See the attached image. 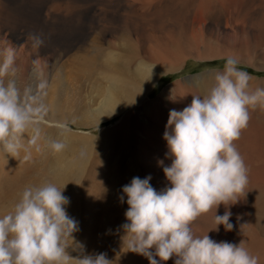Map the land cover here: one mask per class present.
Here are the masks:
<instances>
[{
    "label": "bare ground",
    "instance_id": "1",
    "mask_svg": "<svg viewBox=\"0 0 264 264\" xmlns=\"http://www.w3.org/2000/svg\"><path fill=\"white\" fill-rule=\"evenodd\" d=\"M30 35L43 45L33 48ZM9 47L15 50L16 69L10 78L21 98L34 97L43 111L32 156L42 140L64 144L59 152L51 148L46 182L65 187L67 212L78 221L75 237L85 254L106 253L112 264H149L123 245L121 225L129 206L119 196L136 176L150 175L157 192L170 186L158 163L171 164L164 139L170 110L190 105L191 94L209 88L219 70L179 79L159 98L152 95L164 76L180 72L189 60L232 56L264 71V0H0V53ZM78 54L96 55L98 63L91 68L89 104L83 95L72 116L75 101L65 98L70 85L64 70ZM251 77L253 89L264 88V77ZM34 81L36 93L30 90ZM115 119L116 124L95 131ZM34 134H25V144ZM236 144L249 168V183L246 195L230 206L233 229L220 225L218 232L210 231L216 227L215 210L199 217L192 229L198 236L210 231L217 242L243 240L264 264V110L251 113ZM23 155L16 159L0 150L1 205L14 204L37 167L32 162L26 172ZM225 211L221 205L217 214Z\"/></svg>",
    "mask_w": 264,
    "mask_h": 264
},
{
    "label": "clouds",
    "instance_id": "2",
    "mask_svg": "<svg viewBox=\"0 0 264 264\" xmlns=\"http://www.w3.org/2000/svg\"><path fill=\"white\" fill-rule=\"evenodd\" d=\"M29 39L33 48L43 45L37 35ZM0 55V150L16 159L23 151L22 161H29L43 111L34 97L22 99L10 78L16 72L15 50L9 47ZM238 64L229 56L209 88L191 94L192 102L183 110H170L164 139L171 164L158 161L170 186L157 192L149 175L133 177L122 188L119 200L123 204L126 197L129 206L121 225L123 245L149 264H167L170 259L174 264H258L243 240L217 242L208 235L220 225L233 229L230 206L246 195L249 183V168L236 142L248 128L251 113L264 110V88L253 89L252 77ZM29 132L35 134L25 144ZM49 143L54 152L64 148L58 140ZM64 189L52 182L22 189L11 210L0 216V264H112L106 253L85 254L76 240L79 225L67 212L70 198ZM221 205L226 211L218 215ZM212 210L216 227L196 235L193 223ZM76 246L83 249L82 255Z\"/></svg>",
    "mask_w": 264,
    "mask_h": 264
},
{
    "label": "rangeland",
    "instance_id": "3",
    "mask_svg": "<svg viewBox=\"0 0 264 264\" xmlns=\"http://www.w3.org/2000/svg\"><path fill=\"white\" fill-rule=\"evenodd\" d=\"M84 55L78 54L77 56L70 58V60L67 62L68 64L66 63V67L64 70V74L66 75V80H67L68 84L70 85L69 89H65L66 90L65 91V98L68 99L69 101H71V103L75 101V103L73 104V105H75V108H73L70 112L72 116L74 114H76L78 108L83 105L84 97H86L87 105L89 104V100H90L91 96L88 94L89 93L88 90H89L90 83L93 82L91 80L92 79L91 78V75H92L91 68L95 65L94 63H98V61L95 58L96 55H93V54H87L85 56ZM93 56H94L95 61L91 62V60H93ZM77 57H79V58L77 59ZM226 59L227 58H221V59L208 60V61L189 60L187 62V64L185 65V67L180 72L171 73V74L164 76V78L160 81V83L157 84V89H156V91H154V93H153L154 95H152V97L153 98H159L160 96H162L163 92L169 86H171L173 83H175L179 79H184V78H187L190 76L199 75L201 73H207V72H210L212 70H222L224 67V64L226 63ZM237 66L240 70L247 72L250 76L264 77V71H257L253 66L248 65L244 62L239 61V64ZM36 85L37 84L35 81L32 82L30 85V90L31 91L34 90V93H36V90H35V89H37ZM85 89H86V91H85ZM49 90L47 89L45 94H47V92H49ZM69 93H71V94H69ZM83 95H84V97H83ZM44 97L45 96H43L42 99ZM81 101H83V102H81ZM61 103H62V105L63 104L65 105L64 100ZM65 107H66V105H65ZM118 121H119V119H115L113 121L106 122L105 124L100 126V128L95 129V131H99L102 128L109 127L112 124H116ZM71 127L74 130L77 129L75 126H71ZM44 142L45 141H43V140L41 141L40 150L37 152L36 155L31 157V160H29L30 162L29 161H23V163H20V165L22 164L21 165L22 167L24 165L25 166L27 165L26 166L27 170L25 169L26 172L31 171L30 166H31L32 162H34L37 165V167H35V171L33 172V174L30 176V178H28L29 181L27 180L26 186L28 184L29 185H38V184L44 183L47 181V179L50 176L49 166H50V158H51V147H50L49 142L47 144H45L46 142L45 143ZM11 205H13V202L11 204L10 201H6L5 206H4V204H2V205L0 204V211L2 209L1 212L4 213L3 212L4 208L6 209L8 207H9L8 211L11 210V208H10ZM5 212H7V209Z\"/></svg>",
    "mask_w": 264,
    "mask_h": 264
}]
</instances>
